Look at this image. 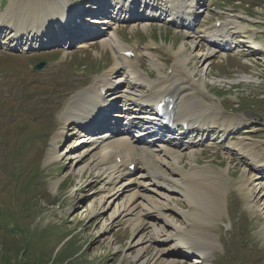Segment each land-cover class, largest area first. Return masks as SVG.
Wrapping results in <instances>:
<instances>
[{"label": "rangeland", "instance_id": "rangeland-1", "mask_svg": "<svg viewBox=\"0 0 264 264\" xmlns=\"http://www.w3.org/2000/svg\"><path fill=\"white\" fill-rule=\"evenodd\" d=\"M202 3L206 5L205 0ZM76 4L73 5L75 9H77ZM203 4L197 3L195 8H203ZM9 5L10 0H0V8H3L0 11L4 13ZM83 5L84 3L81 4ZM210 6L211 11L221 7H234L236 11L243 9L247 15L261 17V25L256 30V40L261 41L262 43L259 44L264 47V0H216ZM73 8L70 12L74 10ZM161 11L159 15L166 12L163 9ZM83 13L84 11L81 10L80 15ZM135 14H138L135 22L128 19L117 33L119 39L125 44L143 45L149 39L156 41L163 38L168 45H175V48L179 43L180 45L183 43L178 51L180 52L183 45L188 43V52H191L193 58L192 67L196 68L197 73L207 82L212 94L220 97L219 101L227 112L235 116L251 113L256 118L264 116V55L256 56L248 51L242 52V55H233L228 50L225 57L218 55L207 58L210 52L209 47L204 41L201 42L198 39L195 31L192 34L181 33V29L158 23L152 25L149 23L150 26L144 30L143 26H135L140 22L139 19L145 18L144 14ZM135 14L132 17L137 16ZM221 19L224 20V18ZM214 21L215 19H212V23ZM83 24L85 23L76 25L69 33H74L78 29H84L85 32L87 27ZM178 27L184 29V26ZM189 28L184 30L189 32ZM55 29L57 31V28ZM97 30L101 31L100 28ZM49 31L54 33L55 30L50 28ZM250 31L249 34L253 35L254 31ZM58 33L59 39L53 42H75V40L64 42L62 36L69 40L74 39L68 38L69 34H65L64 30L61 29ZM93 34L96 33H91ZM203 35L206 34L202 33L201 36ZM5 36H8L6 31L0 39V264H147L146 261L137 262L135 258L139 250L131 248L132 242L137 241L140 233L133 232L124 222H121V219L114 217V207L102 218L93 215V206H97L105 193L101 187L104 175L98 171L102 167L95 171L86 169L84 173L75 169L70 153L75 149L76 155L82 154L83 146L75 148L78 136L72 129L65 130L64 139L58 140L57 146L54 140L63 124L60 117L67 102L77 96L78 92L89 89L96 80L98 81L101 76L91 85L95 77L102 75L99 72L110 70L115 65L112 50L103 49L99 38V41L96 40L94 45L84 51L72 47L73 45L69 47L67 44L62 49L20 53L19 49L15 51L2 49V45H6V41L10 39L9 37L7 40ZM79 36L78 34L75 37ZM22 38L23 36L16 41L17 46L14 47L25 52L32 47L27 45L29 49H23L26 48V43H21ZM250 38L252 41V37ZM238 40L235 42L236 48L239 46ZM251 45L254 44L251 43ZM239 47L237 49L240 51L244 49L242 46ZM170 51L175 53L173 46ZM100 55L102 56L98 58ZM165 55L168 54L164 53L163 56ZM202 56L207 58L206 61L201 59ZM170 59L169 55L167 59L164 58V61L168 62ZM180 60L182 59L174 62ZM55 61L58 62L55 63ZM203 61L204 65H202ZM248 61L255 62L256 65L253 68L244 66L243 63H250ZM41 62L48 63L43 70L35 71L34 65ZM158 64L160 68H156L159 74H162L163 67L160 63ZM175 64L173 63L174 66ZM147 67L153 69V66L147 65ZM205 67H209L207 80L201 74L205 71ZM79 72H85L87 75L81 73L76 75ZM120 74L121 72L110 77L114 84L109 87L122 90L124 80H119L126 77ZM79 78H83L85 83L82 87L80 84L79 87L73 88V94L68 99L63 94L71 90L70 85H74L73 80ZM115 78L118 80L114 81ZM194 79L198 80L195 76ZM234 83L237 84L232 85ZM107 92L109 97L113 93L109 89ZM56 102L61 104L56 105ZM222 106L219 107L222 108ZM238 120L239 117L233 126L238 125ZM132 129L134 127H130L131 132ZM180 131L181 129L179 133L172 134L171 138L181 142L190 138L189 141L193 142L192 137L195 134H188L186 138L181 139ZM99 132L103 130L100 129ZM240 140L245 141L244 138ZM237 143L239 142L235 144ZM53 147L57 149L60 158L52 163H46L47 156ZM156 147L155 145L152 148ZM229 147L236 151L230 144ZM188 150L189 148L186 149ZM255 150L259 151V155L264 158V150L257 147ZM190 151L180 152L182 153L180 167L183 171L189 172L195 166L194 164L201 167L211 166L221 174L229 171L227 174L232 180L229 182L228 175H225L226 186L229 187L228 213L222 215L221 221L207 226V229L214 233L221 243L212 264H264V216L262 217L256 206H250L247 203L249 200L246 201L245 192L241 187L242 176L245 173L242 166H244L243 163H251L250 158H241L243 163L240 159H235L230 164L234 156L227 155L223 151L215 153L199 149L195 153L196 157L191 156ZM210 163L220 164L224 170ZM89 164L90 161L87 158L84 159L83 165ZM252 170L255 172L256 168L253 167ZM244 176L246 177L247 173ZM258 177L262 178L260 175ZM142 181L145 184L148 183L147 179ZM253 181L256 183L255 178ZM262 187L259 186L252 192L255 197L253 202L263 208L264 187L261 189ZM173 204L186 206L181 197L175 198ZM115 212L118 214V211ZM167 217L172 218L171 221L179 226H186L190 221L186 217H176L172 214H168ZM172 243L174 242L170 244ZM154 248L153 245L150 247L151 251L149 250L146 255L147 258L153 256ZM72 257L74 259H71ZM193 259H190L191 262L180 260L176 264H193Z\"/></svg>", "mask_w": 264, "mask_h": 264}, {"label": "bare ground", "instance_id": "bare-ground-1", "mask_svg": "<svg viewBox=\"0 0 264 264\" xmlns=\"http://www.w3.org/2000/svg\"><path fill=\"white\" fill-rule=\"evenodd\" d=\"M126 1L124 0L123 3H127ZM162 1L164 5L162 7L165 10L169 9L170 13L172 11L171 17L175 19L173 23L184 26V29L191 26V22L196 18V14L193 11L197 5L196 0ZM111 3V1L106 3V9H104L105 7L100 8L107 17L94 18L90 20L89 26L86 24H83V26L88 27L85 32L90 35L95 32L96 34L93 35L99 36L103 49L125 50L126 44L119 39V35L116 32L117 24L120 21L117 18L124 17V19H131L135 22L138 14H135L134 11V13L132 12V9L128 6L129 4L124 5L122 10L116 12V6L112 9L107 7V4ZM74 4L75 0H10L8 9L0 14V33L3 29L11 30L10 41L5 42L9 47L17 46L15 44L16 41L23 36L21 43H26V48L23 49H29L30 46L37 48V45H43L44 39L47 38L48 40L50 38L49 33L51 31L49 29H54L56 25L58 32L62 29L65 34H69L68 38L73 37V32L69 33L72 29H64V26L73 25L72 23H75L74 20L80 16L82 9L78 11V8H73ZM113 4L118 5L119 3L117 2L116 4L114 2ZM67 6L74 10L71 12L68 10L69 12H67L65 9ZM177 9L179 10L176 12ZM134 14L137 16L132 17ZM145 16H148L147 13L143 17ZM171 17L169 16L168 18ZM146 18L148 17L144 19ZM64 20L69 22L64 25ZM56 22L58 23L51 27ZM140 24L144 30L150 26L147 20ZM95 25L100 26L101 31H98V27ZM230 26L233 25H224L219 30L209 28L203 30V34L206 35L202 37L209 40L207 46L209 51H211L208 53L207 58L218 55L225 57L227 56L226 51H230L235 46L237 41L228 32ZM90 27L94 29L92 30ZM248 27V25L237 24L235 32L244 34ZM62 37L64 42L76 41L75 38L69 40L65 36ZM249 40H251L250 37ZM251 43L261 45V49L264 51L262 44ZM90 44L92 42H81L77 45V48L84 49L89 47ZM184 51H186V45H183L178 53ZM113 54L115 56V65L110 69L109 73L101 76L89 89L79 92L77 96L65 105L60 117L63 124L55 136V145H58V140L64 139L65 130H68V128L72 129L73 133L75 132L78 136L75 148L83 146L82 154L76 155L75 149L70 153L75 169L84 173L86 169H88L87 171H95L99 167H105L103 170L105 178L101 186L105 193L97 203V206H93V215L102 218L105 213H108L114 207V217L121 219V222H124L133 232L140 233L137 241L134 240L131 246V248L139 250L137 258H135L137 262L176 264L180 260H188L193 258L192 255H197L198 257L193 259V264H212L214 261L213 254L219 248L220 243L218 237L210 232L207 226H212L214 223L221 221L222 215L227 214V192L229 188L225 182L227 173L223 172L221 174L211 166L201 167L198 165L193 166L189 172L183 171L180 167L182 158V153L180 152L186 146L180 140L176 141L177 139L171 138L173 137L172 135L168 136L166 133L161 134L160 137L153 135L146 138V140H137L132 137L130 127L147 126L145 130H153L154 128L152 125L153 121L148 122L142 115H139L142 116V120H134L138 117L136 112L137 110L140 111L138 109L139 106H137V109L133 108L132 114L126 112L124 119L120 121L114 118L121 115V110H115L107 118L99 120L101 115H105L103 112L104 105L110 104L111 107L108 111L111 112L114 103L132 96L133 92L140 88L139 85L141 84L152 90L151 95L142 97L137 94L133 96V99L140 105L152 103L154 107L160 104L161 99L168 92L170 93L174 86L171 83L164 89L156 91L160 88V86L156 85L159 80L151 81L149 77L140 79V72L136 70L135 60H129L128 62L123 59L119 60L115 51ZM191 57V52H188L184 59L174 62L176 63L175 72L178 77L175 82L179 86L184 85L186 88V93L182 97L180 94V99L176 104L174 120L181 127L186 123H190L189 125L193 127L188 133L182 132V128H180L182 135L179 136L183 139L188 134L194 135L196 128L199 129L198 127L208 128L210 125L211 128H215L214 126H217V122L221 124L219 128L224 129V131L235 127L233 125L237 121V117L231 114L225 115L226 112L220 108L221 102L215 100L206 92L205 84L203 82L201 84L198 83V80H195L193 75L189 77L184 75L181 66L184 62H188ZM207 58L201 57L204 61ZM152 66L155 67V65ZM156 67L159 69V64ZM121 70L127 71L133 84H138V86L135 87L133 84H128L127 87L125 83L127 78L122 77L119 80H124L121 91L116 87H109L114 84L110 77L113 74H119ZM107 89L113 92L108 98L103 96V92L106 91L107 93ZM202 91L204 92L202 93ZM178 92V90H173L171 94L178 96ZM144 109L142 107L141 112ZM210 111L213 112L210 113ZM143 120H145L146 124ZM121 123L123 124L121 125ZM98 127H101L100 129L103 132L98 133L100 131ZM154 138H156V141H153ZM185 140L187 142L190 138ZM155 145L157 147L155 149L152 148ZM231 146L239 152L242 159L250 158L254 168L257 169L264 166V158L259 155V151L255 150L256 147L253 145H247L243 140H240L239 143H234ZM139 149H143L144 153L147 152L146 160L141 159L143 154L137 157ZM190 150V155L195 156L198 148L193 146ZM59 158L57 149L53 147L47 156L46 163H52ZM86 158L90 161V164L84 166L83 161ZM128 160H134L136 163L135 172L137 173L134 175L126 174L129 172L127 170ZM143 179H147L148 183L145 184L142 181ZM259 186L261 184L255 183L253 178L249 177V174L243 178L241 185L242 188H246L245 191L242 189L245 192L244 196L249 201L251 200L249 205L256 206L263 217L264 207H258L253 202L255 198L253 192ZM121 187H124V193H120ZM178 197H181L185 202V207L173 204V200ZM115 211H118V214ZM168 214L176 217H186L190 221L187 222L186 226H179L171 221L172 218L169 217V219L167 217ZM172 241L174 243L170 244ZM152 245L155 247L154 254L147 258L146 255H148ZM203 257L205 262L201 260Z\"/></svg>", "mask_w": 264, "mask_h": 264}, {"label": "water", "instance_id": "water-1", "mask_svg": "<svg viewBox=\"0 0 264 264\" xmlns=\"http://www.w3.org/2000/svg\"><path fill=\"white\" fill-rule=\"evenodd\" d=\"M43 67V64L38 65L36 68L39 70Z\"/></svg>", "mask_w": 264, "mask_h": 264}, {"label": "trees", "instance_id": "trees-1", "mask_svg": "<svg viewBox=\"0 0 264 264\" xmlns=\"http://www.w3.org/2000/svg\"><path fill=\"white\" fill-rule=\"evenodd\" d=\"M77 256V255H76ZM75 257V256H74ZM74 257H72L71 259H74Z\"/></svg>", "mask_w": 264, "mask_h": 264}]
</instances>
